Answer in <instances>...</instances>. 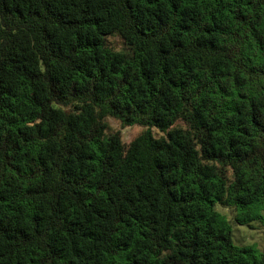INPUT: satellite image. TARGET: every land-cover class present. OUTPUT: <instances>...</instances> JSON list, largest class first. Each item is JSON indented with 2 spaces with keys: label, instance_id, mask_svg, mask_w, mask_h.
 <instances>
[{
  "label": "trees",
  "instance_id": "trees-1",
  "mask_svg": "<svg viewBox=\"0 0 264 264\" xmlns=\"http://www.w3.org/2000/svg\"><path fill=\"white\" fill-rule=\"evenodd\" d=\"M218 205L264 221V0H0V264H264Z\"/></svg>",
  "mask_w": 264,
  "mask_h": 264
},
{
  "label": "rangeland",
  "instance_id": "rangeland-1",
  "mask_svg": "<svg viewBox=\"0 0 264 264\" xmlns=\"http://www.w3.org/2000/svg\"><path fill=\"white\" fill-rule=\"evenodd\" d=\"M108 131L113 132L118 130L121 134L122 141L128 143L131 136L140 128L134 126L120 127L119 124L113 120H107ZM218 210L223 214L227 215L232 228H233V239L238 245H252L256 249L264 251V221H253L250 225H239L234 220V211L230 208L219 206Z\"/></svg>",
  "mask_w": 264,
  "mask_h": 264
}]
</instances>
